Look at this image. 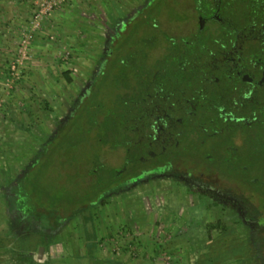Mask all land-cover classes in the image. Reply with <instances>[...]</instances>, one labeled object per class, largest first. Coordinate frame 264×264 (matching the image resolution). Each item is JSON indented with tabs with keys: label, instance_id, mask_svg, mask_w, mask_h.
Returning <instances> with one entry per match:
<instances>
[{
	"label": "rangeland",
	"instance_id": "374dc122",
	"mask_svg": "<svg viewBox=\"0 0 264 264\" xmlns=\"http://www.w3.org/2000/svg\"><path fill=\"white\" fill-rule=\"evenodd\" d=\"M56 1L53 6V0H0V264H29L24 257L30 251L35 253L32 262L38 264L42 246L36 244L43 240L50 241L47 252L63 253L59 239L71 224L89 214L101 223L104 216L112 217L116 202L122 206L116 218L122 223L107 232L104 249L111 253L139 248V235H147L152 250L163 257L162 264H176L175 257L182 254L202 264H236L214 262L238 251L243 264H263L255 257L252 241L264 218V186L241 185L243 192H250L247 214L239 204L240 194L234 193L235 182L184 163L130 180L119 190L105 189L113 183L106 174L115 171L119 177L121 154L110 150L111 140L109 148L99 152L94 142L97 130L89 132L90 126L79 120L85 111L73 110L91 86L111 38L123 28L139 29L138 18L127 22L151 0H114L105 3L106 9L86 0ZM111 5L114 11L109 13ZM147 17L148 11L139 15ZM157 18V36L198 33L191 0H167ZM213 27L209 22L204 31ZM140 30L148 38V25ZM116 37L121 44L123 38ZM162 46L168 48L169 42ZM253 89L264 93V87ZM255 137L242 155L250 160L251 166L245 165L251 175L264 185L262 124ZM95 160L102 164L100 172L88 176ZM99 173L104 182L98 181ZM133 207L138 209L131 211ZM133 214L136 217L130 219ZM147 215V230L127 226L129 219L145 220ZM56 220L59 225L52 228ZM233 238L237 245L227 248ZM204 256L213 258L202 260Z\"/></svg>",
	"mask_w": 264,
	"mask_h": 264
},
{
	"label": "trees",
	"instance_id": "16d2710c",
	"mask_svg": "<svg viewBox=\"0 0 264 264\" xmlns=\"http://www.w3.org/2000/svg\"><path fill=\"white\" fill-rule=\"evenodd\" d=\"M192 1L198 16L215 13L220 18L209 21L211 32L198 30L180 39L166 33L157 36V17L167 0H151L127 22L138 18L139 29L123 28L111 38L91 86L74 107V113L85 111L79 120L90 126L89 132L97 130L99 152L110 147L121 154L119 177L115 171L105 175L113 182L104 186L107 191L122 189L145 174L172 171L180 163L250 189L264 186L254 181L245 165L251 166L250 160L242 155L249 140L258 137L261 124L264 127L263 97L247 89L237 74H251L249 66H264V0ZM146 11L148 17L140 19ZM146 25L148 38L140 30ZM116 36L123 38L121 44ZM166 41L168 48L161 47ZM109 140L113 145L108 147ZM101 165L95 160L88 176L98 174ZM58 225L56 220L50 226ZM228 245L236 246L235 238ZM241 254L214 263L243 264ZM26 261L34 264L31 258Z\"/></svg>",
	"mask_w": 264,
	"mask_h": 264
},
{
	"label": "crops",
	"instance_id": "0c3cea01",
	"mask_svg": "<svg viewBox=\"0 0 264 264\" xmlns=\"http://www.w3.org/2000/svg\"><path fill=\"white\" fill-rule=\"evenodd\" d=\"M87 3H92L95 6L102 7L103 9L106 7L104 6L105 3L113 2L114 0H86ZM113 4V3H112ZM104 6V7H103ZM113 8V6L111 5ZM114 11V8L109 13H112ZM117 13H115L116 15ZM109 15V14H108ZM111 16V15H109ZM112 17V16H111ZM8 183V180L6 181ZM101 206V205H100ZM99 206V207H100ZM104 206V205H103ZM108 206V205H105ZM114 211L112 209L113 214L111 215V218H106L104 216L101 218L103 221L101 223H96L94 220V215L92 216L89 214V217L82 218L81 222H76V225H72L71 230L65 232L64 235H61L62 238L59 240L63 243L65 250L63 253H59L54 255L52 252H47L46 246H48L50 241L43 240L42 243H37L36 246L39 244L42 246V251H40L38 254V259L41 264H162L161 255L156 252L155 250H152V239L147 237V235H139V243L141 247L135 248L134 247L131 250L122 251L121 253H111L104 249V243H106L107 238V232L110 230V227L113 228V226H120L122 221L118 218L119 213L121 210V205L116 202L114 204ZM128 209L131 207L128 206ZM148 208V207H147ZM101 209V208H100ZM137 210V207H133V210ZM108 211L110 212L111 209L108 206ZM118 213V214H116ZM131 213V212H129ZM132 217H136V214H133ZM129 219V223L127 226L133 228V230L138 231L141 226H145L146 230L148 228V225L151 226V219L148 220V215L145 220H136ZM125 224V225H126ZM60 236V237H61ZM130 243V242H129ZM35 244V243H34ZM134 244V243H133ZM39 246V247H40ZM108 246V245H107ZM38 249V248H37ZM34 251V250H33ZM43 252V253H42ZM42 253V255H41ZM26 258H33L35 255L34 252H26L25 253ZM203 259H207L206 256L201 257ZM24 259V260H25ZM174 259V258H173ZM176 264H202L201 260L197 258H192L187 261V257L182 254L175 257ZM23 260V258H22ZM38 263V264H39ZM203 264H207L204 262Z\"/></svg>",
	"mask_w": 264,
	"mask_h": 264
},
{
	"label": "flooded vegetation",
	"instance_id": "af4514ba",
	"mask_svg": "<svg viewBox=\"0 0 264 264\" xmlns=\"http://www.w3.org/2000/svg\"><path fill=\"white\" fill-rule=\"evenodd\" d=\"M195 7H196V5L193 2L194 11H195ZM199 17L200 16L197 15V28H198V30H205V28L208 25L210 20L220 22V18L218 17L217 14L214 13V14H211L208 18L201 17L202 19H204V23H203V26L200 27L198 24V18ZM249 70L254 74H247V73L240 74L239 72H237V74H238L241 82L246 84L247 89H252L253 91L257 92V94L259 93L258 95L263 97L262 99H263V104H264V93L258 92L257 90L253 89L254 86H257L260 88L264 87V82L261 84L258 83V81L260 80V78L262 76V71L264 70V66L261 68H255L254 66H249ZM244 74H247L251 78V81H242V76ZM237 143H241V141L239 140V141H237ZM199 180L201 181V179H199ZM254 181H256V179H254ZM233 182H235L236 188L238 190V192H234V193H235V195L240 194L239 196H241L242 200L239 201V204L242 205L243 211L247 214L249 211V206H248V200H249L248 198L249 197H247L246 195H249L250 192L249 191L243 192L240 187H241V185L245 186V187H248V186L245 185L244 183H241L240 181H233ZM248 189H250V188L248 187ZM251 194L253 195L254 193H251ZM253 196L257 197L256 194H254ZM257 211L262 212L258 209V207H257ZM261 219H263V220H261V222H258L259 228L254 231V234H253L254 239L252 242L255 245V257L262 260L263 264H264V218L261 217Z\"/></svg>",
	"mask_w": 264,
	"mask_h": 264
},
{
	"label": "water",
	"instance_id": "95a60500",
	"mask_svg": "<svg viewBox=\"0 0 264 264\" xmlns=\"http://www.w3.org/2000/svg\"><path fill=\"white\" fill-rule=\"evenodd\" d=\"M203 23H204V19H202L201 17H199L198 18V24H199V26L200 27L203 26ZM242 81H251V78L247 74H244L242 76ZM263 82H264V70L262 71V76H261L260 80L258 81V83L261 84ZM40 251H42V248H40Z\"/></svg>",
	"mask_w": 264,
	"mask_h": 264
},
{
	"label": "built area",
	"instance_id": "2783aa9c",
	"mask_svg": "<svg viewBox=\"0 0 264 264\" xmlns=\"http://www.w3.org/2000/svg\"><path fill=\"white\" fill-rule=\"evenodd\" d=\"M58 3H59V1H58ZM56 4H57V1L53 0V6H56ZM165 259L168 261V258H165Z\"/></svg>",
	"mask_w": 264,
	"mask_h": 264
}]
</instances>
